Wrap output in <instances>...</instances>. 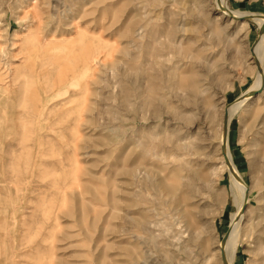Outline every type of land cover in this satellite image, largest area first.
<instances>
[{
  "label": "rangeland",
  "instance_id": "1",
  "mask_svg": "<svg viewBox=\"0 0 264 264\" xmlns=\"http://www.w3.org/2000/svg\"><path fill=\"white\" fill-rule=\"evenodd\" d=\"M221 10L0 0V264H226L251 88L233 264H264V26Z\"/></svg>",
  "mask_w": 264,
  "mask_h": 264
},
{
  "label": "bare ground",
  "instance_id": "2",
  "mask_svg": "<svg viewBox=\"0 0 264 264\" xmlns=\"http://www.w3.org/2000/svg\"><path fill=\"white\" fill-rule=\"evenodd\" d=\"M220 7L222 10L225 12L226 15L233 16L235 18H248V17H253L256 19V21L259 23L260 27L264 26V17L261 14H250L247 11L243 10H229L227 7V2L226 0H219ZM221 10V11H222ZM264 41V34L261 35L259 42L254 49V57L256 58L258 64L261 66L262 65V58L260 56L261 52V47ZM262 54V53H261ZM259 75L261 73L259 72ZM262 78V77H261ZM260 78V79H261ZM263 84V79L260 81L256 82V85L253 87L255 88L256 91H258ZM259 88V89H258ZM254 90L249 89L247 92H245L241 97H239L236 102L231 104L228 107V115L226 116L227 119V124L225 127V131L223 134V139H222V146H223V152L225 155V162L226 166H228V169L230 171V174L232 176V184L238 191L239 197L234 195L235 200L237 202V207L236 211L232 214V221L230 224V229L226 233V235L223 237L222 240V246L221 250L224 253V260L226 261V264H233L234 263V258L236 255V252L239 249V243H240V225H241V220L244 216V211H245V205L248 202V186L247 184L242 180L241 178V173L238 170L237 166L233 162V158L231 155V151L229 148V142H228V132H229V122L233 115L247 103L250 99L253 97Z\"/></svg>",
  "mask_w": 264,
  "mask_h": 264
}]
</instances>
